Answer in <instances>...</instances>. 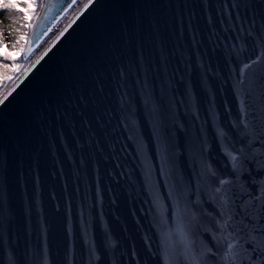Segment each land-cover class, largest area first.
Here are the masks:
<instances>
[{"label":"water","instance_id":"95a60500","mask_svg":"<svg viewBox=\"0 0 264 264\" xmlns=\"http://www.w3.org/2000/svg\"><path fill=\"white\" fill-rule=\"evenodd\" d=\"M0 99V264H264V0H85Z\"/></svg>","mask_w":264,"mask_h":264},{"label":"rangeland","instance_id":"374dc122","mask_svg":"<svg viewBox=\"0 0 264 264\" xmlns=\"http://www.w3.org/2000/svg\"><path fill=\"white\" fill-rule=\"evenodd\" d=\"M39 2H41V9L39 10L41 11L44 0H39ZM4 5H15V7H4ZM76 8L77 7H74L73 10L64 17V21L62 20L61 22L64 23ZM39 11L36 14H31L26 0H0V40L5 45L6 50H9L15 56H25L28 39L31 35L34 23L38 18ZM31 59V56H26L21 59L23 69L29 64ZM9 70L10 67L3 64L0 67V77L7 74ZM3 91H1V93Z\"/></svg>","mask_w":264,"mask_h":264},{"label":"trees","instance_id":"16d2710c","mask_svg":"<svg viewBox=\"0 0 264 264\" xmlns=\"http://www.w3.org/2000/svg\"><path fill=\"white\" fill-rule=\"evenodd\" d=\"M27 6L31 11V14H36L41 9L39 0H26ZM44 4V3H43ZM41 11H39L40 14ZM39 16V15H38ZM26 55L15 56L9 50H6L5 45L0 40V67L5 64L10 67L7 74L0 77V93L3 91L23 70L22 58Z\"/></svg>","mask_w":264,"mask_h":264},{"label":"bare ground","instance_id":"6f19581e","mask_svg":"<svg viewBox=\"0 0 264 264\" xmlns=\"http://www.w3.org/2000/svg\"><path fill=\"white\" fill-rule=\"evenodd\" d=\"M84 1H85V0H80L79 3H78L75 7L79 8V6H81V4H82ZM77 8H76V9H77ZM76 9H74L73 12H75ZM72 10H73V9H72ZM72 10H71V11H72ZM71 11H70V12H71ZM73 12H72V13H73ZM72 13L69 15V17L72 15ZM67 17H68V16H67ZM69 17H68V18H69ZM68 18H67V19H68ZM63 21H64V20H63ZM65 21H66V20H65ZM63 24H64V23L61 22L60 25H58V26L54 29V31L50 34V36H49V37H48V38L42 43V45L40 46V48H39V49H38V50L32 55V59H33V58H34V57L40 52V50H41V49L45 46V44L51 39V37H52L55 33H57V32L60 30V28H61V26H62ZM32 59H31V60H32Z\"/></svg>","mask_w":264,"mask_h":264},{"label":"snow or ice","instance_id":"6c2138e0","mask_svg":"<svg viewBox=\"0 0 264 264\" xmlns=\"http://www.w3.org/2000/svg\"><path fill=\"white\" fill-rule=\"evenodd\" d=\"M91 2H92V0H89V3H91ZM73 3H75V0H73ZM4 7H15V5H4ZM85 7H87V5H85ZM65 31H66V29H65ZM61 35H63V33H61ZM4 99H7V97H4ZM4 99H0V104H3ZM259 212L261 213V215L259 216L257 223L262 224V223H264V222H262V221H264V207H262L259 210ZM232 248H233V244L229 243L228 249L231 251Z\"/></svg>","mask_w":264,"mask_h":264}]
</instances>
